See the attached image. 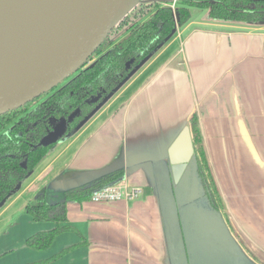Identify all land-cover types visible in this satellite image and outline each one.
Segmentation results:
<instances>
[{"label":"crops","instance_id":"1","mask_svg":"<svg viewBox=\"0 0 264 264\" xmlns=\"http://www.w3.org/2000/svg\"><path fill=\"white\" fill-rule=\"evenodd\" d=\"M190 13L0 206L3 264L41 263L69 249L41 264H184L180 253L172 255L158 177L168 174L169 149L195 113L228 222L264 263V24ZM116 169L125 170V184L142 188L138 199L69 202L64 225L78 233L61 234L44 251L26 244L57 227L26 211L41 189L61 193Z\"/></svg>","mask_w":264,"mask_h":264},{"label":"trees","instance_id":"2","mask_svg":"<svg viewBox=\"0 0 264 264\" xmlns=\"http://www.w3.org/2000/svg\"><path fill=\"white\" fill-rule=\"evenodd\" d=\"M167 2H154L151 6H140L121 25L127 26V34L113 41L110 35L104 40L90 62L71 75L60 88L41 95L25 106L0 115V206L19 192L21 184L47 156L50 147H37L40 140L52 128L50 119L69 118L76 109L81 116L69 126L72 133L122 82L149 56L157 51L191 19L190 9L209 11L215 21L234 22L247 25L264 24V0H179L173 11ZM120 25V26H121ZM99 99L98 103H93ZM194 156L191 163L196 168L199 181L206 191L208 202L219 212L235 238L228 222L219 188L213 176L203 145L198 116L195 113L189 121ZM24 164L26 166L24 167ZM126 172L118 169L86 184L54 193L41 189L26 207L35 222H52L57 227L39 232L27 239L33 249L44 251L63 233L78 231L68 225L67 204L91 200L96 191L124 182ZM241 246V242H239ZM243 249V248H242ZM70 250V249H69ZM69 250L41 263L57 260ZM244 253L252 264H264L246 248ZM36 263V264H41Z\"/></svg>","mask_w":264,"mask_h":264},{"label":"water","instance_id":"3","mask_svg":"<svg viewBox=\"0 0 264 264\" xmlns=\"http://www.w3.org/2000/svg\"><path fill=\"white\" fill-rule=\"evenodd\" d=\"M141 5L143 0H36L30 11L31 26L27 30L10 28L0 41V115L25 106L78 72L90 62L112 30L118 28ZM136 70L137 68L103 101V105ZM98 102L99 99L93 100V103ZM80 115L81 110L77 109L68 119H62L41 140L39 147L48 148L64 138L68 139L83 125L84 122L67 135L68 125ZM193 156L192 136L190 128L186 127L169 149V174L172 178L168 179L166 174L163 182L158 180V193L168 238L171 236L181 241L184 239L182 235L186 236L188 230L194 233L199 231L203 234L202 239L211 244L220 243L232 255L242 259L243 264L250 263V258L230 233L222 215L209 206L208 202L202 209L188 207L182 210V213L187 214L182 218L185 220L184 224H187L183 233L175 185L183 179ZM162 185L168 189L164 193L160 191ZM195 187L192 195L200 196L199 183ZM180 255L184 261L185 253L180 251Z\"/></svg>","mask_w":264,"mask_h":264},{"label":"rangeland","instance_id":"4","mask_svg":"<svg viewBox=\"0 0 264 264\" xmlns=\"http://www.w3.org/2000/svg\"><path fill=\"white\" fill-rule=\"evenodd\" d=\"M154 2L157 1H151V0H143V5L145 8H148L147 6H151ZM198 9V8H195ZM202 12H207V10L200 9ZM201 14V11L199 12ZM132 20L127 26L121 25L116 28L110 35V39L115 41L121 38L122 36H125L128 32L129 26L132 24ZM75 74L72 76L74 77ZM67 81V80H66ZM66 81L62 82L58 87L60 88L63 86ZM134 91V89L130 90V94ZM129 96V95H128ZM101 105H103V102L98 103L96 107V111L100 110ZM97 113V112H96ZM87 119H85L83 122L85 123ZM82 122V123H83ZM81 123V124H82ZM83 123V124H84ZM99 125V123L97 124ZM80 126V125H79ZM96 128V127H95ZM67 136V135H66ZM67 141V138L61 140L60 142ZM56 146V145H55ZM168 170V179H171L172 176L169 174ZM159 175V174H158ZM159 181L163 182L164 178L163 176L158 177ZM196 183H199V178L196 173V168L193 163H190L183 179L178 185H175V192L178 195V204L180 205L181 209H186L188 207L196 208V209H202L205 206H207V197L200 194L198 195H192L193 194V188H196L195 185ZM168 189L166 187L160 188V191L162 193L166 192ZM195 192V191H194ZM184 235V234H183ZM182 235L181 241L176 240L170 236V247L172 251V255H178L180 251L184 252V264H243L242 259L239 257L237 258L234 254H231V251L227 248L224 247L222 244H211L207 242L208 240L202 239L203 234L197 231L194 233L191 230H188L186 233V236ZM242 248L244 246L241 244ZM240 255L242 256V252L240 251ZM244 256V255H243ZM244 259V257H243ZM189 261V262H188ZM250 263L252 264L251 260ZM177 262V261H176ZM3 261H0V264H3Z\"/></svg>","mask_w":264,"mask_h":264},{"label":"bare ground","instance_id":"5","mask_svg":"<svg viewBox=\"0 0 264 264\" xmlns=\"http://www.w3.org/2000/svg\"><path fill=\"white\" fill-rule=\"evenodd\" d=\"M36 0H0V41L8 29L27 30L31 26L30 11Z\"/></svg>","mask_w":264,"mask_h":264},{"label":"built area","instance_id":"6","mask_svg":"<svg viewBox=\"0 0 264 264\" xmlns=\"http://www.w3.org/2000/svg\"><path fill=\"white\" fill-rule=\"evenodd\" d=\"M156 1V0H151ZM159 1V0H158ZM167 2L166 5L169 6L173 11L176 10L179 0H160ZM142 194V188L131 187L124 182L119 184L111 185L102 190L96 191L91 201L95 203L100 202H116V201H134L140 197Z\"/></svg>","mask_w":264,"mask_h":264},{"label":"flooded vegetation","instance_id":"7","mask_svg":"<svg viewBox=\"0 0 264 264\" xmlns=\"http://www.w3.org/2000/svg\"><path fill=\"white\" fill-rule=\"evenodd\" d=\"M76 110H77V109H76ZM76 110H75V111H76ZM75 111H74V112H75ZM80 116H81V115H80ZM62 119H65V118H60V119L53 118V119H50V120H49V123H50V125L52 126V128L48 131V133L51 132V131H53L54 128L58 125V123H59ZM67 119H68V118H67ZM76 119H78V118H76ZM76 119L74 120V122L76 121ZM74 122H73V123H74ZM73 123H71V124L68 125L67 133L69 132V126L72 125ZM48 133H47V134H48ZM47 134H46V135H47ZM46 135H45V136H46ZM45 136H44V137H45ZM44 137H43V138H44ZM43 138H42V139H43ZM42 139H41V140H42ZM41 140H40V142H41ZM40 142H39V144H40ZM39 144L36 146V148L39 147ZM57 144H58V143H57ZM55 145H56V144H55ZM55 145L50 146V150H51ZM25 166H26V164H24V167H25ZM35 170H36V169H35ZM35 170H34V171H35ZM34 171H33V172H34ZM33 172H32V173H33ZM32 173H31V174H32ZM31 174H30V175H31ZM30 175H29V176H30ZM29 176H28V177H29ZM24 181H25V180H24ZM199 191H200V193H202V195H204L205 197H207V196H206V191L204 190V188L202 187V185H201L200 182H199ZM175 195H176V192H175ZM207 200H208V198H207ZM177 202H178V201H177ZM208 203H209L208 205L211 206V203H210V202H208ZM178 206H179V216H180V218L182 219V218H184V216H186L187 214L182 213V210H183V209H181V207H180L179 204H178ZM211 207H212V206H211ZM184 223H185V220L182 219L180 224H181V228H182V230H183V233H184V227L187 226V224H184ZM235 239H236V241H237L238 243L240 242L239 239H238V237H237V235L235 236ZM241 247H242V246H241ZM243 250H244V249H243Z\"/></svg>","mask_w":264,"mask_h":264}]
</instances>
